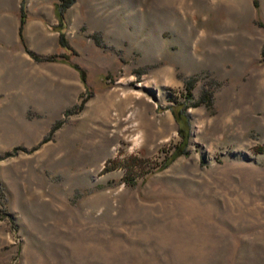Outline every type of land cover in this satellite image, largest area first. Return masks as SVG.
<instances>
[{"label":"rangeland","instance_id":"rangeland-1","mask_svg":"<svg viewBox=\"0 0 264 264\" xmlns=\"http://www.w3.org/2000/svg\"><path fill=\"white\" fill-rule=\"evenodd\" d=\"M57 3L0 30V264H264V0Z\"/></svg>","mask_w":264,"mask_h":264},{"label":"crops","instance_id":"crops-1","mask_svg":"<svg viewBox=\"0 0 264 264\" xmlns=\"http://www.w3.org/2000/svg\"><path fill=\"white\" fill-rule=\"evenodd\" d=\"M58 0H0V30L6 31L10 29L12 38L11 43L15 44L20 42V26H21V14L22 12L25 15V22L22 26L23 39L26 45H31V48H34L35 42L34 39H37L39 48L42 49L47 47L45 50L46 53L60 51L58 44L59 30L61 24L55 27L58 14L54 3ZM63 26V25H62ZM49 30H47V28ZM39 34L40 36H35ZM17 35V36H16ZM42 35V36H41ZM4 44L7 45L8 39L4 38ZM48 41L53 45L52 47L48 46ZM47 43V46H44ZM10 45V44H8ZM29 54V53H28ZM31 55V54H30ZM22 60L25 61L26 65H29L31 68L29 72H37L39 69H33L34 59L33 57H22ZM48 68L46 70H51L52 72L59 73V75L70 76V65L65 61V59L57 58L55 61L48 62ZM28 71V70H27ZM25 88H28L26 86Z\"/></svg>","mask_w":264,"mask_h":264},{"label":"trees","instance_id":"trees-1","mask_svg":"<svg viewBox=\"0 0 264 264\" xmlns=\"http://www.w3.org/2000/svg\"><path fill=\"white\" fill-rule=\"evenodd\" d=\"M75 0H58V3H57V6L60 8V15L61 16H63V11L65 10V8H67L68 6H70L73 2H74ZM24 22H25V15H24V13L22 12V14H21V26H20V38H21V40H23V37H22V26H23V24H24ZM66 41V39H65V37H64V35L61 33L60 34V45L62 46V47H65V42ZM31 53V52H30ZM32 54V56L34 57V58H36V59H39V60H48V61H55L57 58H59L57 55H52V56H49V57H47V58H43V57H39V56H37V55H35L34 53H31ZM263 57H264V51H263V55H262ZM255 150L257 151V152H264V145H260V146H257L256 148H255ZM7 154H9V153H7Z\"/></svg>","mask_w":264,"mask_h":264}]
</instances>
